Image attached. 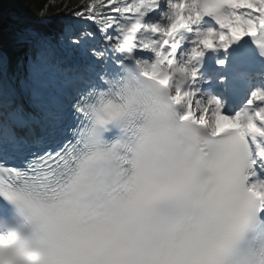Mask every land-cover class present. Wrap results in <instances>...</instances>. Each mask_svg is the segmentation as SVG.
Masks as SVG:
<instances>
[{"label": "snow or ice", "instance_id": "snow-or-ice-1", "mask_svg": "<svg viewBox=\"0 0 264 264\" xmlns=\"http://www.w3.org/2000/svg\"><path fill=\"white\" fill-rule=\"evenodd\" d=\"M96 2L75 16L91 19ZM120 2L113 12L123 19L103 20L118 43L104 51L64 28L58 45L26 27L31 87L17 86L0 52V264H264V91L227 115L216 97L197 96L198 71L177 70L182 57L199 63L202 49L264 30V0H222L230 11L212 15L220 30L201 33L190 56L173 39L193 23L188 0L169 3L166 25L143 23L158 0ZM60 46L81 63L61 66ZM138 72L164 78L183 118L209 130L212 159H177L176 134L142 123L131 106Z\"/></svg>", "mask_w": 264, "mask_h": 264}, {"label": "clouds", "instance_id": "clouds-1", "mask_svg": "<svg viewBox=\"0 0 264 264\" xmlns=\"http://www.w3.org/2000/svg\"><path fill=\"white\" fill-rule=\"evenodd\" d=\"M184 11L192 16L193 22L196 21L197 13L200 19L205 15L212 16L214 12L230 11L222 0H188L187 7ZM205 32V31H204ZM259 36H254V43L260 56L264 57V30L259 31ZM204 55V50H201ZM191 55L190 52L186 53ZM199 64L191 60L181 58L178 71L181 76L191 75L193 71H198ZM156 79L146 78L141 72L137 73L136 80L132 86L136 91L135 97L131 101L133 109L143 117L142 123L147 126H163L171 129L176 134V158L185 163L196 161H207L212 159V153L209 152L211 136L209 130L197 124L192 119H184V110L177 107L173 95L164 86L163 80L158 74L153 73ZM259 92L254 90L253 93ZM223 178H227L228 160L222 161ZM211 172L203 168L200 174L201 183H209ZM246 192V189H245Z\"/></svg>", "mask_w": 264, "mask_h": 264}, {"label": "trees", "instance_id": "trees-1", "mask_svg": "<svg viewBox=\"0 0 264 264\" xmlns=\"http://www.w3.org/2000/svg\"><path fill=\"white\" fill-rule=\"evenodd\" d=\"M89 3L91 0H0V12H4L0 14V29L15 33L33 27L57 35L63 25L56 14L72 16Z\"/></svg>", "mask_w": 264, "mask_h": 264}, {"label": "bare ground", "instance_id": "bare-ground-1", "mask_svg": "<svg viewBox=\"0 0 264 264\" xmlns=\"http://www.w3.org/2000/svg\"><path fill=\"white\" fill-rule=\"evenodd\" d=\"M168 11L167 12H164L165 14V16H164V18H165V20L167 19L166 18V16H167V14H169V12L171 11V8H170V6H169V3H168ZM76 33H77V31H75ZM90 32H92L91 30H84L81 34H82V38H88V35L87 36H85L84 34L85 33H90ZM103 36H105V37H107L108 35L107 34H104ZM102 38V37H101ZM22 38H19V37H16V38H7L6 37V35H4V34H1L0 33V44L2 45V46H4V47H6L8 50H11V51H13V50H16L17 48H20V46L22 45V43H21V40ZM99 40V39H98ZM114 40V38H112V41ZM114 42V41H113ZM99 44L100 45H102V47H99V51H104L105 49H104V44H103V41L102 40H100L99 41ZM116 44V43H115ZM69 52V51H68ZM2 53H5L4 52V50L2 51ZM69 56H72L71 55V53H69L68 54ZM57 56V55H56ZM66 55L65 54H62V53H59L58 54V58H57V60L58 61H60L61 60V62H62V60L64 59V57H65ZM26 80H25V88H27V87H31L32 86V84H33V82H32V69H31V67L29 68V70H27V74H26ZM37 87H39V84H37L36 85ZM200 89V90H199ZM197 96L198 97H201V98H203L204 99V101H205V104H206V101H207V99H208V97H206L204 94H203V91H202V89H201V87H198L197 89ZM209 115H210V113H209Z\"/></svg>", "mask_w": 264, "mask_h": 264}, {"label": "rangeland", "instance_id": "rangeland-1", "mask_svg": "<svg viewBox=\"0 0 264 264\" xmlns=\"http://www.w3.org/2000/svg\"><path fill=\"white\" fill-rule=\"evenodd\" d=\"M71 22H76V21H73V20H71ZM73 32V26H72V24L70 23L68 26H67V30L65 31V37H66V39H72V40H76L73 36H72V33ZM16 37H19V38H22V40L21 41H23V36L21 35V34H19V35H15ZM16 37H13V38H16ZM8 38H12V37H8ZM59 39H58V45H59ZM57 51H66V50H64L63 49V47L62 46H60V47H58V50ZM30 60V59H29Z\"/></svg>", "mask_w": 264, "mask_h": 264}]
</instances>
